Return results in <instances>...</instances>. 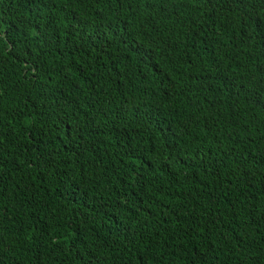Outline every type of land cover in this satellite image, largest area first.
<instances>
[{"label":"trees","instance_id":"1","mask_svg":"<svg viewBox=\"0 0 264 264\" xmlns=\"http://www.w3.org/2000/svg\"><path fill=\"white\" fill-rule=\"evenodd\" d=\"M0 264H264V0H0Z\"/></svg>","mask_w":264,"mask_h":264}]
</instances>
